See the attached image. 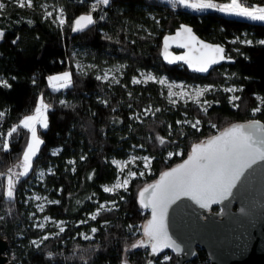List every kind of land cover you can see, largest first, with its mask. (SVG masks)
<instances>
[{
	"label": "trees",
	"instance_id": "trees-1",
	"mask_svg": "<svg viewBox=\"0 0 264 264\" xmlns=\"http://www.w3.org/2000/svg\"><path fill=\"white\" fill-rule=\"evenodd\" d=\"M0 2L5 5L0 10L4 33L0 79L11 85L0 86V111L4 112L0 124V236L8 242L7 256L12 264H120L124 260L145 264L148 247H131L143 234L140 223L148 216L137 201L139 188L181 160L193 142L229 123L252 118L264 123V110L252 112L258 105L255 97H264V45L259 43L264 40V21L217 9H193L174 0H111L109 6L93 13L94 25L73 32L74 19L87 13L95 0H33L32 8L19 7L17 0ZM244 2L264 4V0ZM49 9L53 16L45 18ZM61 9L64 25L56 20ZM180 24H189L201 37L223 43L234 61L207 75L190 72L182 64L164 63L161 37ZM245 37L252 43L240 40ZM77 49L97 69L117 66V79L98 80L97 69L79 71L74 65ZM140 69L185 81L222 84L227 79L238 88L239 107L222 90L208 95L211 102L205 110L192 102L170 103L157 82L133 83ZM63 70L72 74L71 84L51 89L47 76ZM39 94L51 105L49 127L38 128L43 143L28 174L18 178L10 200L5 194L4 172L21 158L29 133L21 128L8 137L7 132L34 110ZM260 106L264 109V104ZM185 116L198 118L199 130L181 123ZM178 148L181 153H174ZM129 150L148 153L151 171L133 177L125 189L104 192L102 185L118 174L110 159L125 157ZM39 167L47 169L40 179L35 177ZM31 190L48 194L50 201L43 210L33 207L27 197ZM104 201H113V206L99 208ZM92 212L98 213L95 220L87 216ZM43 214L64 220L65 231L35 226L31 218ZM92 228L97 231L91 233ZM83 232L90 233L91 239H84ZM162 255L155 264H175L171 253L167 260H160ZM189 263L208 264L205 251L198 247Z\"/></svg>",
	"mask_w": 264,
	"mask_h": 264
},
{
	"label": "snow or ice",
	"instance_id": "snow-or-ice-1",
	"mask_svg": "<svg viewBox=\"0 0 264 264\" xmlns=\"http://www.w3.org/2000/svg\"><path fill=\"white\" fill-rule=\"evenodd\" d=\"M173 2V0H170ZM174 2L184 5L185 7L193 9H217L220 12H225L241 17H246L252 20L264 21V6H249L244 0H230L228 3L217 4L213 0H174ZM19 7L32 8L34 6L33 0H17ZM111 3V0H95L90 6L87 13L82 14L75 18L73 21L72 31H83L96 23V19L93 13L97 11L100 6L107 7ZM5 5L0 2V10ZM53 16V12L47 11L45 18ZM103 18V17H101ZM56 20L60 25H64L66 20L63 16V10H60V14L56 17ZM182 33H187L192 41H196V37L192 35L191 28L181 25V30L176 33L180 36ZM4 33L0 31V38H3ZM169 37H165V43ZM200 43L201 48L206 52H201L200 57H194L188 59L186 57H176L177 60H185L189 63V66L195 65V70L199 72H207L208 68L212 64H216L225 59L224 48L220 45H211L203 43L202 41H196ZM15 43V41H14ZM247 44H251L252 41H245ZM264 45V40L259 41ZM186 45L182 44L181 47ZM200 51V49H196ZM167 46H165V58H167ZM173 62L172 60L169 61ZM109 73L105 72L103 76H97L96 79L107 80ZM148 80L155 79L153 76H147ZM49 86L56 88H66L72 82V74L65 71L58 75H52L48 77ZM140 80H133V83H140ZM159 83L164 84V80H160ZM0 86L11 87L6 81L0 79ZM58 90V89H57ZM209 89L198 90L196 96L203 95L204 91ZM226 91L234 92L238 91L235 88H227ZM169 95H182V93H172ZM255 99L260 102L261 98L256 96ZM233 102L240 100L239 96H232ZM175 103V101H172ZM64 103V101H61ZM207 103V101H205ZM235 107L239 105L234 104ZM51 105L45 102L43 95L38 98L35 105L34 112L29 115H24L19 123L13 126L10 131L7 132L8 137H12L14 133H17L21 128L27 130L30 133L29 141L26 144V149L23 151L22 167L23 171L19 172L20 177L26 176L29 170L32 168L33 157L36 156L39 151L40 145L43 141L38 136L39 126L42 129L49 127L48 112ZM260 104L252 110L253 115L261 112ZM4 116V112L0 111V117ZM200 121L196 120L191 124V127L199 130ZM215 128V125H212ZM161 143L163 140L161 139ZM171 155V154H170ZM144 167L148 168L150 160L148 157H144ZM260 162H264V124H261L259 120H252L247 124H233L231 127L226 128L219 135L212 136L206 143L196 144L192 147L191 154L188 156L182 164L172 168L169 171H165L161 174L160 179L154 183L147 185L139 192V201L144 208H151L152 218L143 226V236L146 240H140L134 243L132 248L139 247H151L152 253H157L162 248H174L177 252L180 251L179 245L168 235L167 230V210L170 204L175 203L176 200L182 196L189 197L201 208H209L213 203L227 199L232 194V189L237 187L238 182L241 181L245 174L253 169L254 165ZM115 163V161H114ZM11 171V170H10ZM144 173H140L143 175ZM132 177L136 176L135 172L130 173ZM8 187L6 196L8 199L14 198V181L12 176L8 177ZM129 184L128 179H124L122 182H117L112 187L105 186L103 191L111 193L114 189L125 187ZM40 199V197H37ZM51 203H58V201H52ZM43 210V205L39 206ZM102 209L104 206L99 205ZM98 214V213H97ZM97 214L91 216L92 220L97 218ZM45 219H49L45 217ZM86 221H81L85 223ZM63 222H58V226ZM43 225H41L42 227ZM65 228L59 226V232L63 233ZM96 228H92L91 232L95 233ZM84 239H91V236L84 235ZM48 239V236L43 237ZM33 243H36L35 241ZM167 259V258H166Z\"/></svg>",
	"mask_w": 264,
	"mask_h": 264
},
{
	"label": "water",
	"instance_id": "water-1",
	"mask_svg": "<svg viewBox=\"0 0 264 264\" xmlns=\"http://www.w3.org/2000/svg\"><path fill=\"white\" fill-rule=\"evenodd\" d=\"M181 25L191 28L196 41L223 47L225 59L210 65L207 72L196 71L195 65L190 67L185 60L175 59L182 56L192 59L200 57L201 52H206L201 48L200 43L192 41L187 33L176 35L181 30ZM165 37H169L167 45ZM161 42L163 46L161 59L164 63L182 64L188 71L199 75H207L213 68L234 61L223 43L201 37L189 24H180L174 30L164 33ZM182 44L186 46L181 47ZM165 46H167V58H165ZM170 60L173 62L170 63ZM252 120H259L264 124L259 118L233 121L207 138L193 142L181 160L166 167L156 178L139 188L137 192L139 205L144 208L139 201V192L147 185L156 183L163 172L187 160L194 145L206 143L209 138L219 135L233 124H247ZM212 206H218L219 211L210 210ZM145 209L148 210V216L142 223V231L143 226L152 218L151 208ZM166 223L168 235L175 244L179 245L180 251L177 252L174 248H162L157 253H152L151 247L148 246V258L145 264H155L157 257L167 251L174 256L175 264H190L198 247L205 251L208 264H264V162L254 165L253 169L238 182L237 187L232 189V194L227 199L213 203L207 209L201 208L189 197L182 196L168 207ZM7 246V240L0 236V264H12L6 254Z\"/></svg>",
	"mask_w": 264,
	"mask_h": 264
},
{
	"label": "rangeland",
	"instance_id": "rangeland-1",
	"mask_svg": "<svg viewBox=\"0 0 264 264\" xmlns=\"http://www.w3.org/2000/svg\"><path fill=\"white\" fill-rule=\"evenodd\" d=\"M228 2H230V0ZM217 4H223V3H217ZM257 5L264 6V4H252V5H249V6H257ZM48 11H52V10L49 9ZM59 14H60L59 11H57V16ZM226 14H228L230 16L241 17V16L229 14V13H226ZM0 31H1V29H0ZM240 40L241 41H249V39L247 37L241 38ZM74 65L79 71H87L89 69H97L96 66H95V63L93 61H91L90 59L86 58L85 53L83 51L79 50V49H77L74 52ZM65 71H68V70H63V71H59V72H55V73L49 74L47 76V82H48V77L49 76L58 75V74H61V73L65 72ZM105 72L109 73V78L107 80H115V79H117V76H118L117 75L118 74L117 66L104 65L102 68L96 70V75L97 76H103V74ZM149 75H151V76H153L155 78V79H153L151 81L157 82L163 89H165L166 98H167V100L170 103H173L172 101H175V103H183V104L187 103V102H192V103L198 105V107L201 110H205L208 107V105L210 104V102H211V99L208 97V95L210 93L214 92V91L222 90V91H225V92L228 93V99H229L230 103L233 104V105L236 104V101L233 102L231 100V97L232 96H238L237 91L228 92V91H226V89L227 88L238 89V88L236 87L235 84L229 83L227 79L222 84H212V83H207V82H196V81H185V80H182V79L170 78L164 73H156V72H154L152 70L140 69L138 71V73L133 77V80L136 79V80H140L141 82L149 81L147 79V76H149ZM160 80H164L165 83L164 84L159 83ZM48 85H49V82H48ZM50 88L51 89H59V86L57 85L56 88H53V87H50ZM203 89H209V90L208 91H204L203 95L197 97L196 96V92L198 90H203ZM169 92L182 93V95H172V96H170ZM41 95L42 94H39L38 98ZM258 96L261 98V101H264V97H262L260 95H258ZM38 98H37V101H38ZM205 101H207V103H205ZM258 103L260 105L264 104V103H260V102H258ZM148 110H150V108L146 109V111H148ZM33 112H34V110L31 113H28V114H25V115L32 114ZM23 116L20 118V120L23 118ZM196 120H199V119L196 118V117L185 116L181 120V123L191 126V124L194 123ZM37 128H39V126H37ZM38 136H39V134H38ZM29 138H30V133L28 134V141H29ZM25 149H26V146H25L24 150ZM23 151H22L21 158L19 159V161L15 162L13 165H11L4 172V176H3V180L4 181L3 182H4V187H5V194L7 192V187H8V184H7L8 177L12 176L13 181H14V186H15L18 178L20 177L18 175V173L23 171V167H22ZM174 153L180 154L181 153V148H178ZM170 154H172V151L169 152L167 155H170ZM144 157H148L150 161L152 159V157L148 153H146V152H138V151H135V150H129L128 154L125 157H122V158L112 157L110 160L116 166L118 174H117L116 178L112 182L103 184L102 187L103 188L105 186L112 187L114 184H116L117 182H122L124 179H128L129 182H130V180L133 177L131 175H129V174L132 173V172H135L136 176H144L146 173H149L151 171L150 170V165H149L148 168L144 167V163H145ZM114 161H115V163H114ZM46 172H47V169L39 167L37 169V171H36L35 177L38 178V179L43 178V176H44V174ZM140 173H144V174L140 175ZM119 189H125V187H121ZM119 189H114V191L111 192V193H114V192L118 191ZM31 191L32 192L27 194V197L30 199V201H31L33 207H35L36 211H40L41 210V208L39 207L40 205H43V208H44V206L49 203V201H50L49 196H48V194L46 192H40V191H36V190H31ZM37 197H40V199H37ZM99 205H103L104 206L103 209H107V208H110V207L113 206V201L100 202ZM33 214H34V212L31 211L30 215H33ZM93 214H95V213L94 212L89 213L87 216L89 218H91V216ZM45 217H48L49 219H45ZM31 220L34 223V225L37 226V227H41V225H43V226L49 225L51 227H54L55 231H57V232L59 231V226H63L64 227V220L54 218L53 216L48 215V214H43V215H38V216L32 217ZM61 221L63 222V224L58 226V222H61ZM142 223L143 222L140 223L141 227H142ZM138 231L139 230H136V232H138ZM82 235L83 236L84 235L91 236L90 233H84V232L82 233ZM140 240H146L145 237L143 236V234L139 235V237L135 240L134 243H137ZM169 257H170L169 253L165 252L161 256L160 260H167V259H169ZM8 259H9V257H8ZM120 264H130V263H128L126 260H124Z\"/></svg>",
	"mask_w": 264,
	"mask_h": 264
},
{
	"label": "built area",
	"instance_id": "built-area-1",
	"mask_svg": "<svg viewBox=\"0 0 264 264\" xmlns=\"http://www.w3.org/2000/svg\"><path fill=\"white\" fill-rule=\"evenodd\" d=\"M249 5V4H248ZM4 120V116L0 117V124L2 123V121ZM210 210L215 211L212 207L210 208ZM141 225V224H140ZM167 253H169V251H167ZM171 253V252H170ZM169 253V255H170ZM172 254V253H171Z\"/></svg>",
	"mask_w": 264,
	"mask_h": 264
},
{
	"label": "flooded vegetation",
	"instance_id": "flooded-vegetation-1",
	"mask_svg": "<svg viewBox=\"0 0 264 264\" xmlns=\"http://www.w3.org/2000/svg\"><path fill=\"white\" fill-rule=\"evenodd\" d=\"M212 208L215 210V211H219V207L218 206H212Z\"/></svg>",
	"mask_w": 264,
	"mask_h": 264
},
{
	"label": "crops",
	"instance_id": "crops-1",
	"mask_svg": "<svg viewBox=\"0 0 264 264\" xmlns=\"http://www.w3.org/2000/svg\"><path fill=\"white\" fill-rule=\"evenodd\" d=\"M83 14H85V13H83ZM80 15H82V14H80ZM80 15H79V16H80ZM77 17H78V16H77ZM77 17H76V18H77ZM74 20H75V19H74Z\"/></svg>",
	"mask_w": 264,
	"mask_h": 264
}]
</instances>
